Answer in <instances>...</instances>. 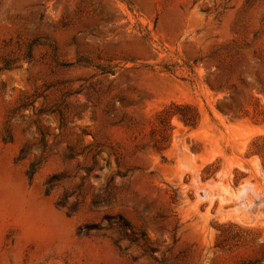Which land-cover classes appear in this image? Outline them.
<instances>
[{"label": "rangeland", "instance_id": "1", "mask_svg": "<svg viewBox=\"0 0 264 264\" xmlns=\"http://www.w3.org/2000/svg\"><path fill=\"white\" fill-rule=\"evenodd\" d=\"M3 60L0 264H264V0H0Z\"/></svg>", "mask_w": 264, "mask_h": 264}, {"label": "trees", "instance_id": "2", "mask_svg": "<svg viewBox=\"0 0 264 264\" xmlns=\"http://www.w3.org/2000/svg\"><path fill=\"white\" fill-rule=\"evenodd\" d=\"M32 47H33V43H31L28 46L27 55L24 58V59H26L27 62H29L31 60L30 55H31ZM17 68H18V66L15 67V69H17ZM9 69H11V64H9L8 60H3L2 67L0 68V71L9 70ZM181 110L188 112L190 114V116H187V115L184 116V115L180 114L181 116L179 117V119L184 124V126H187V127H190L193 129L197 124V114L195 112H192L189 107H182ZM162 113L166 114L167 111H163ZM174 115H176V114H169L168 116L172 117ZM33 169L34 168L31 167V171H30L31 174L34 173ZM52 186L53 185L51 184V180H50L48 182V187L51 188ZM87 229L88 230L85 234L89 233V231H91V229H93V228H87ZM102 229H109L112 231L113 235L110 238H111L113 244L118 249H121V243H123V242L134 243V244L137 243V239L131 237L128 234V231H131V228L128 225V223H126L121 217H118V222H116V223H110L109 222L106 228H101L99 231H101ZM161 261H163V260H161Z\"/></svg>", "mask_w": 264, "mask_h": 264}]
</instances>
